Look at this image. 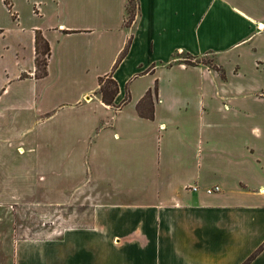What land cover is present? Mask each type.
<instances>
[{
	"label": "crops",
	"instance_id": "obj_1",
	"mask_svg": "<svg viewBox=\"0 0 264 264\" xmlns=\"http://www.w3.org/2000/svg\"><path fill=\"white\" fill-rule=\"evenodd\" d=\"M22 1L26 14L18 0L9 7L0 0V103L21 74L24 83L39 80L40 33L50 47L47 71L53 66L75 89L76 82L89 84L67 105H56L78 111L68 123L75 135L95 143L100 128L133 124L141 131L134 156L96 143L86 152L93 177L81 190L113 194L114 203L98 204L82 231L20 242L12 264H25L22 249L32 254L29 264H243L255 254L264 244V136L251 141L248 124L264 113V0H137L129 27L127 0ZM206 57L219 69L216 63L229 59L233 68L222 78L196 61ZM105 76L118 85L112 106L97 93ZM155 86L153 119L147 120L136 106ZM0 109L6 113V104ZM192 116L200 122V138L212 142L205 156H189L183 143ZM153 130L164 143L158 156L147 146ZM98 157L114 160L115 179ZM190 185L199 190L186 192ZM212 186L220 191L207 195L204 189ZM0 264H6L5 248ZM249 264H264V248Z\"/></svg>",
	"mask_w": 264,
	"mask_h": 264
},
{
	"label": "rangeland",
	"instance_id": "obj_2",
	"mask_svg": "<svg viewBox=\"0 0 264 264\" xmlns=\"http://www.w3.org/2000/svg\"><path fill=\"white\" fill-rule=\"evenodd\" d=\"M4 2L9 7L10 0ZM18 4L26 14L24 2L18 0ZM133 11L136 15V7ZM183 57L187 64L193 63L192 58ZM39 58L42 60L43 57ZM196 61L214 65L211 57ZM224 61V64H216L227 74L233 64L229 59ZM24 79L14 82L0 103L6 104V113L0 109L1 122L6 124V128L0 130V201L2 197L6 198L2 200L6 203L0 205V251L6 249V264L13 263L14 249L20 242H49L67 231H82L90 227L99 210L97 205L114 203L115 198L113 194H109L112 197L109 198L108 194L96 190H81L91 184L93 177V164L85 158L89 145L93 144L91 150L96 143L97 148L108 146L111 152L134 156L139 144L137 133L141 131L133 124L124 129L116 126L104 132L100 128L98 132L101 138L107 139V143L101 138L93 143L94 137L75 135L68 127L69 122L80 117L75 107H56L60 102L67 105L88 87V82H76L79 86L75 89L53 66L42 79L31 83H24ZM128 97L127 103L129 94ZM230 108L229 105L224 109ZM260 113L258 119L248 124L251 141L259 135L264 136V113ZM111 114L113 112L102 118L105 121L101 127L112 120ZM192 117L189 138L183 143L189 156H205L212 142L209 140L207 146L205 138H200V122L197 116ZM252 128L257 130L252 131ZM160 137L156 130L151 132L147 141L148 148L152 150L149 155L158 156L163 151L164 143ZM98 162L107 174L116 178L114 170H118L113 167L112 158L98 157ZM48 248L49 245L45 250ZM22 254L26 256L24 263L29 264L32 254L24 249Z\"/></svg>",
	"mask_w": 264,
	"mask_h": 264
},
{
	"label": "trees",
	"instance_id": "obj_3",
	"mask_svg": "<svg viewBox=\"0 0 264 264\" xmlns=\"http://www.w3.org/2000/svg\"><path fill=\"white\" fill-rule=\"evenodd\" d=\"M134 7L137 9V0H127L126 4V20L125 25L126 27H129L134 20L135 13H134ZM128 49V45L125 47L123 52L118 57L115 66L123 59ZM35 72H34V79H41L47 75V64H48V58L50 57V47L48 42L41 36L40 33H36L35 35ZM43 57L42 60H40L39 57ZM192 65V64H189ZM114 66V67H115ZM213 69L220 73V76L222 78H225L224 72L219 69L216 65L212 66ZM26 78L25 75L21 76V79ZM99 88L97 90V93L100 97V100L103 104L112 106L113 100L115 99L116 95L118 94V85L116 82L112 79L111 76H105L102 78H99L98 80ZM157 94V87L155 86L153 90H149L146 92V94L143 96V98L139 101V103L136 106V112L137 114L144 119L152 120L153 119V108H154V97H156ZM128 94L126 95V98L124 100V103H127L128 101ZM264 248V244L260 246V248L253 254L250 258H248L243 264H249L250 261Z\"/></svg>",
	"mask_w": 264,
	"mask_h": 264
},
{
	"label": "built area",
	"instance_id": "obj_4",
	"mask_svg": "<svg viewBox=\"0 0 264 264\" xmlns=\"http://www.w3.org/2000/svg\"><path fill=\"white\" fill-rule=\"evenodd\" d=\"M5 1V0H4ZM261 29V28H260ZM259 29V30H260ZM184 190L186 192H197L199 190V188L195 185H190V186H186L184 188ZM220 191V188L218 186H212V187H208V188H205L204 189V192L207 194V195H212V194H215V193H218Z\"/></svg>",
	"mask_w": 264,
	"mask_h": 264
},
{
	"label": "bare ground",
	"instance_id": "obj_5",
	"mask_svg": "<svg viewBox=\"0 0 264 264\" xmlns=\"http://www.w3.org/2000/svg\"><path fill=\"white\" fill-rule=\"evenodd\" d=\"M263 192V191H262Z\"/></svg>",
	"mask_w": 264,
	"mask_h": 264
}]
</instances>
